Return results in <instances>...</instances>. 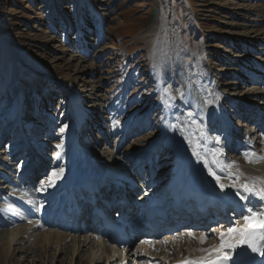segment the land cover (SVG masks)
Returning <instances> with one entry per match:
<instances>
[{
	"label": "rangeland",
	"instance_id": "obj_1",
	"mask_svg": "<svg viewBox=\"0 0 264 264\" xmlns=\"http://www.w3.org/2000/svg\"><path fill=\"white\" fill-rule=\"evenodd\" d=\"M0 19L6 20L0 25V45L7 42L8 48L0 46L1 51L10 58L12 47L22 65L17 81L27 79L20 82L16 101L22 97L26 121L36 123L18 135L16 125L9 127L22 107L14 101L0 105L2 205L14 187L27 195L33 189L41 193L36 201L40 208L52 205L50 201L62 204L58 186L73 175L79 149L93 154L96 168L124 173L120 180L137 184V201L147 206L164 199L173 183L187 179L189 172L202 173L200 166L208 173L202 162L212 158L214 149H222L221 158L237 161L242 171L251 169L244 165L243 152L264 157V117L258 116L264 106V0H0ZM250 72L260 83L241 81ZM46 88L51 98L41 105ZM95 111L100 113L93 120L98 123L90 125ZM245 113L254 118L253 124ZM240 123L245 125L237 127ZM196 124L204 125V136ZM248 127L242 140L223 144L221 130L235 136ZM96 138L104 141L96 144ZM30 143L41 151L38 162L45 166L29 184L23 179L31 162ZM255 163L264 177V159ZM59 168L63 174L48 186L50 174ZM128 171L135 173L134 180ZM212 179L208 183L217 195L235 193L231 188L221 192ZM56 230L68 232L42 227L38 219L15 221L0 227V250L7 243L17 264H112L109 257L117 259L113 264H169L193 251L188 232L200 236L188 230L184 237L162 243L168 234H158L155 241L150 239L154 248L141 243L149 236L130 233V244L111 253L90 232L67 233L69 238L59 245L44 243V233ZM215 234L207 233L204 243H214ZM9 259L5 264L14 263Z\"/></svg>",
	"mask_w": 264,
	"mask_h": 264
},
{
	"label": "snow or ice",
	"instance_id": "obj_2",
	"mask_svg": "<svg viewBox=\"0 0 264 264\" xmlns=\"http://www.w3.org/2000/svg\"><path fill=\"white\" fill-rule=\"evenodd\" d=\"M170 95V88L163 90ZM179 92V90H178ZM211 103V101H208ZM188 116L191 117L192 113L189 112ZM193 123H196L193 121ZM197 131L201 136L205 135V127L202 124H196ZM64 131L63 128L60 129ZM217 143L220 142V137H215ZM59 148L60 145H57ZM198 155V153H197ZM244 159L248 162H256L264 157L253 151H245L242 153ZM211 159H203L204 167L207 169L209 176H211L221 191L227 188L235 190V195L240 200H248L250 197H255L259 201H264V177L262 176H248L245 179H241L245 174L240 169L237 161L227 160L222 157V149H214L211 153ZM217 170L221 175L217 174ZM64 172L63 168L54 169L50 174L47 184L52 186L55 180L58 179ZM222 176L231 180V183L222 182ZM234 178V179H233ZM44 184L45 182H41ZM5 211V210H0ZM243 223L237 222L236 224L228 227L226 230L221 231L219 234V243L207 248H199L201 255L196 257H185L178 264H240L238 257L241 255L238 249L246 246L253 253H258L264 256V207L259 210L253 208L247 209V214L242 216ZM188 236L192 239H198L201 244L207 239V234L201 233L197 238L191 232H188ZM167 243V241H159ZM141 243H148L153 245V241H141ZM234 253L236 256L234 257Z\"/></svg>",
	"mask_w": 264,
	"mask_h": 264
},
{
	"label": "bare ground",
	"instance_id": "obj_3",
	"mask_svg": "<svg viewBox=\"0 0 264 264\" xmlns=\"http://www.w3.org/2000/svg\"><path fill=\"white\" fill-rule=\"evenodd\" d=\"M3 39V37L2 36H0V40H2ZM6 44H7V42H6ZM6 44H4L3 42L1 43V47L3 48V50H7L8 48L6 47L7 45ZM0 47V57H2L1 59H0V67L2 68V70L3 71H5V72H8V73H10L11 75H13V71H12V68H11V66H10V64H9V61L10 60H12V59H14V55L10 52L11 50H12V47H11V50H8V54L10 53V55H9V57L10 58H6L5 56H6V54H3L2 53V51H1V48ZM13 62H15V59L14 60H12L11 61V63L13 64ZM17 65V67L19 68V64H16ZM6 86V83H5V81L3 80V82H0V88H3V87H5ZM190 104H194L193 102H191V100H190ZM203 112L204 111H200V113H201V115H202V119H203V117H205L204 116V114H203ZM203 120H205V118L203 119ZM190 140H191V138H190ZM76 147V146H75ZM77 148V147H76ZM77 150V149H76ZM80 150V151H79ZM78 151V153H79V155L78 154H74L75 155V157H74V161H75V165H74V167L72 168L73 170V175H71V173H70V175H71V177H69L68 179H66L64 182L66 183V182H69L70 184H69V186L68 185H65L67 188H69V190H70V192H67V193H69V195L71 196L72 195V188L73 189H79V186L81 185V182H83L84 180H90V181H93V179H95L97 176H99L100 174H102V178H103V180H110V179H115V180H117V178H120V177H124V176H126L124 173H117V174H112V173H109V171L107 170V169H104V170H102V169H98V168H96V166H94V163H91V160L92 159H90V158H92L93 157V154L92 153H90V152H86V150H81V149H79ZM184 150V149H183ZM202 150H203V148H202ZM182 151V150H181ZM180 151V152H181ZM72 152V151H71ZM77 152V151H76ZM191 152V151H190ZM193 152V151H192ZM74 153V152H73ZM87 153H88V156H87ZM185 153H187L186 151L184 152V154ZM201 153V152H200ZM202 153H203V151H202ZM194 154V153H193ZM211 154V153H210ZM70 155L73 157L74 155L72 154V153H70ZM202 155V154H201ZM181 156V155H180ZM186 156V155H185ZM189 156V155H188ZM192 156V155H191ZM194 156V155H193ZM203 156V155H202ZM190 158V157H189ZM201 158V157H200ZM207 158V157H206ZM90 159V160H89ZM82 160H83V162H82ZM195 160V159H194ZM201 161V160H200ZM200 161H198V162H200ZM203 163V162H202ZM194 164V163H193ZM61 166V164H59V166L58 167H60ZM188 167V166H187ZM197 167V166H196ZM195 167V168H196ZM194 168V169H195ZM204 168V167H203ZM36 169V168H35ZM196 170V169H195ZM199 171L200 172H202V173H200V176L199 177H201V178H199V177H195V178H193L194 176H193V174L195 173L194 171L191 173V172H189L188 174H189V176L187 177V179H191L192 181L194 180V183H196V185L195 184H193L194 186H198V185H200V184H203V182L204 181H206V180H203L204 179V177H208V176H205V174H207V173H204L203 172V170L201 169V166L199 167ZM69 175V176H70ZM184 175H185V173H184ZM187 175V174H186ZM186 177H182V179H185ZM210 179H211V177H209ZM181 179V178H180ZM187 179H185V180H187ZM210 179H208L209 181H210ZM227 179V178H226ZM184 180V181H185ZM184 181H182V180H179L178 179V181L177 182H175L174 184H173V189H175V191H178V189H180L181 188V185H182V183L184 182ZM208 181V182H209ZM228 181V180H227ZM207 181H206V183L210 186V184H212V183H208ZM213 183H214V180L212 181ZM215 183H216V181H215ZM226 183H228V182H226ZM176 184V185H175ZM191 184V183H190ZM183 185H185L184 183H183ZM61 188H62V186H60ZM219 187V186H218ZM200 188V187H199ZM211 188H212V186H211ZM185 190V189H184ZM186 191V190H185ZM30 192V191H29ZM214 192V190H212V193ZM220 192V191H219ZM222 192V191H221ZM224 192V191H223ZM195 193V192H194ZM23 194L24 195H27V193L26 192H23ZM221 194V193H220ZM225 194V193H224ZM31 194L29 193V195H27V196H30ZM68 195V196H69ZM26 196V197H27ZM183 195H180V197H182ZM209 196H211L212 198V201H211V204L213 203V202H215V201H219V200H217L216 198H214L211 194H209ZM223 196V195H222ZM31 197V196H30ZM221 197V196H220ZM224 197V196H223ZM222 197V198H223ZM28 198V197H27ZM197 200H199V199H197ZM220 203V202H219ZM6 205H8V207L13 211H17L18 210V208L14 205V204H12V203H9V204H6ZM48 205V204H47ZM3 206V205H2ZM249 206V205H248ZM34 207L36 208V210H37V206L36 205H34ZM61 210H65V211H69V208H62ZM30 213H32V214H35L36 213V211H34L33 212V210H31L30 211ZM247 214V213H246ZM236 222H239V221H236ZM240 222H242L243 223V219L240 221ZM235 224V223H234ZM218 226V225H217ZM229 226H232V225H229ZM228 226V227H229ZM217 228H219V226L217 227ZM224 228H226V225L224 226ZM219 229L218 230V232H217V234H215L214 235V238L212 239L213 240V242L214 243H210V242H206V243H203V244H201L200 242H199V240L198 239H194L193 241H191L192 242V244L194 245V247H193V251L191 252V254H189L188 255V257H196V256H199V255H201V253L199 252V251H196L197 249H199V248H207V247H210V246H212V245H215V244H218L219 242H218V237H219V234H220V232L221 231H224V230H226V229ZM68 232V234L70 235V234H73V233H75V232H73V230L70 228L69 230H67ZM192 231V230H191ZM77 232H79V231H77ZM83 232V229H81V233ZM193 233H194V230L192 231ZM67 233L66 232H63V231H60V230H56V231H54V232H49L48 234H46V233H44V238L42 239L43 241H44V243H50V242H53V243H56V245H59V243H62V242H65V240L67 239V238H69V236H67ZM213 233V232H212ZM72 236V235H71ZM147 236H150V237H152V236H154V234L153 235H147ZM197 238H198V236H196ZM215 239V240H214ZM23 240V239H22ZM85 241H86V239H85ZM208 243V244H207ZM7 243L6 244H4V245H2V248H1V250H0V264H5L6 262V260H8L9 258V260H11L12 262H14V263H18V260L16 259V257H15V255H14V253H11L10 251H9V249L10 248H8L9 247V245H7ZM143 245V244H142ZM103 246V248H105V246L106 245H102ZM116 246L114 245V248H115ZM143 247V246H142ZM6 248V249H5ZM154 248H155V246H154ZM76 248H74V252L76 253V251H78L77 249L75 250ZM242 249L244 250V251H248L249 253H251V254H253V252L250 250V249H247L246 248V246H244V247H242ZM239 250V249H238ZM108 252H110V249L109 250H107ZM73 252V253H74ZM181 253V257H182V255L184 254V252L183 251H181L180 252ZM37 254V253H36ZM123 255V254H122ZM121 255V256H122ZM43 256V255H42ZM256 256H259L258 255V253H256ZM107 257H108V255H107ZM178 257V256H177ZM45 259V258H44ZM48 259V258H47ZM109 259H110V257H109ZM104 260H105V258H104ZM116 260L117 259H115V261H113V263H115L116 262ZM177 260H178V258H177ZM183 259H179L178 261H176V262H174V263H172V264H178V262L179 261H182ZM28 261V260H27ZM108 261V260H107ZM11 262V263H12ZM57 263H60V264H63L64 263V261L62 260V261H56ZM230 262V261H229ZM254 262H255V260H254V258L252 257L250 260H249V263L250 264H254ZM13 263V264H14ZM19 264H25V263H19ZM26 264H36L34 261H28ZM70 264H72V263H70Z\"/></svg>",
	"mask_w": 264,
	"mask_h": 264
},
{
	"label": "trees",
	"instance_id": "obj_4",
	"mask_svg": "<svg viewBox=\"0 0 264 264\" xmlns=\"http://www.w3.org/2000/svg\"><path fill=\"white\" fill-rule=\"evenodd\" d=\"M46 1H47V0H45V2H46ZM3 21H6V20L3 19ZM3 21L0 19V25H1V23H3V25L5 24Z\"/></svg>",
	"mask_w": 264,
	"mask_h": 264
}]
</instances>
